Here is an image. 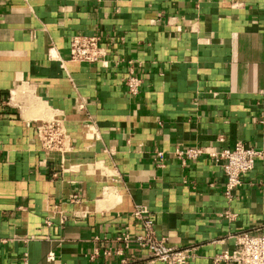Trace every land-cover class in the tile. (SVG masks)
<instances>
[{
    "label": "crops",
    "instance_id": "1",
    "mask_svg": "<svg viewBox=\"0 0 264 264\" xmlns=\"http://www.w3.org/2000/svg\"><path fill=\"white\" fill-rule=\"evenodd\" d=\"M79 33L104 39L106 67L68 61ZM57 119L70 145L43 152L36 124ZM238 141L264 148V0H0V264H163L136 244L91 257L138 233V204L167 245L197 247L187 264H212L264 233V159L228 202L218 162L170 153Z\"/></svg>",
    "mask_w": 264,
    "mask_h": 264
},
{
    "label": "built area",
    "instance_id": "2",
    "mask_svg": "<svg viewBox=\"0 0 264 264\" xmlns=\"http://www.w3.org/2000/svg\"><path fill=\"white\" fill-rule=\"evenodd\" d=\"M105 46V41L100 35L73 34L68 41V61L82 64H100L102 67H106ZM123 83L126 92L130 96H136L139 93L142 78L130 69ZM78 108L83 110L84 105L79 104ZM36 135L40 150L43 152L61 154L70 145V137L65 125L58 119L38 122L36 124ZM170 155L182 163L203 156L218 162L224 175L223 196L229 202L232 199L233 191L242 185V176L254 168L257 160L264 159V148L256 149L238 141L231 148H225L218 152H207L202 147L192 146L175 148ZM154 156L159 162L158 165L163 166L165 152L156 149ZM62 171L63 168L60 165V172ZM56 175V171L51 173L52 178H55ZM72 201L78 202V196L73 195ZM132 216L137 221L138 233L135 235L127 231L118 233L112 240L110 239L111 242L117 245V249H94L91 257L119 253V249H127L131 244H136L144 249L152 262L187 264L188 261L196 257V246L172 247L167 245L164 237L157 235L152 213L147 206L135 205ZM222 217L228 221H233L235 214L226 210L222 213ZM230 237L233 240L231 249H224L213 255L211 258L212 264H264V233L241 232ZM118 246H121V248Z\"/></svg>",
    "mask_w": 264,
    "mask_h": 264
}]
</instances>
